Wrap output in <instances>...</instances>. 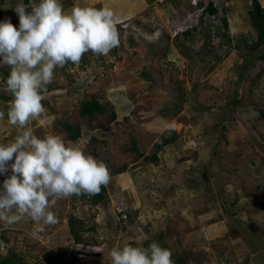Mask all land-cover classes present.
Wrapping results in <instances>:
<instances>
[{
	"label": "rangeland",
	"instance_id": "obj_1",
	"mask_svg": "<svg viewBox=\"0 0 264 264\" xmlns=\"http://www.w3.org/2000/svg\"><path fill=\"white\" fill-rule=\"evenodd\" d=\"M209 1L216 13L203 9ZM19 2L0 0V21L10 18L18 28ZM60 2L66 11L76 5ZM92 6L116 14L119 47L107 56L89 51L79 64L56 68L42 93L45 113L29 127L39 137L79 141L107 164L109 183L98 193L58 201L51 210L59 223L43 232L27 216L13 225L0 221V255L51 264L44 255L54 250L70 264H109V251L124 241L145 248L156 241L179 264H264V60L248 47L256 38L251 1L101 0ZM9 74L0 63L2 143L17 134L7 118ZM90 96L104 113L81 115ZM65 123L80 136L72 139ZM168 129L176 139L159 148ZM153 154L157 161L147 157ZM10 175L0 174V187ZM71 217L82 225L77 238L69 231Z\"/></svg>",
	"mask_w": 264,
	"mask_h": 264
},
{
	"label": "clouds",
	"instance_id": "obj_2",
	"mask_svg": "<svg viewBox=\"0 0 264 264\" xmlns=\"http://www.w3.org/2000/svg\"><path fill=\"white\" fill-rule=\"evenodd\" d=\"M14 11L18 28L10 18L0 21V63L10 68L5 90L13 97L7 118L17 128L13 140L0 142V174L11 170L0 187V221L13 225L27 216L34 222V231L43 232L59 223L51 210L58 201L98 193L109 183L110 172L79 141L66 142L52 133L39 137L29 125L45 113L42 93L56 68L79 64L89 51L107 56L119 47V21L109 7L73 5L66 11L60 0H31L29 5L21 0ZM145 38L152 42L147 34ZM4 117L0 111V119ZM105 260L109 264H173L171 251L156 241L147 248L124 241Z\"/></svg>",
	"mask_w": 264,
	"mask_h": 264
},
{
	"label": "trees",
	"instance_id": "obj_3",
	"mask_svg": "<svg viewBox=\"0 0 264 264\" xmlns=\"http://www.w3.org/2000/svg\"><path fill=\"white\" fill-rule=\"evenodd\" d=\"M39 1V0H37ZM251 1V7L248 11L250 20L253 24V26L256 29V38L255 40L251 41L248 44V47L252 50H260V57L262 60H264V5L260 2V0H250ZM27 3L31 2V0H26ZM202 5V3H201ZM211 13H216L217 8L214 6V3L212 1H209L207 6L203 8ZM223 22L227 26V20L226 18H223ZM1 78V76H0ZM106 111V108L100 101L94 97L90 96L89 98L82 101L80 105V113L81 115H87L89 117H93L96 112L104 113ZM260 115L264 116V109L260 110ZM65 129L69 132V135L72 139H76L80 136V130H75L73 126L69 123L64 124ZM168 133H171L168 135ZM176 139V133L173 129H168L166 132L162 133L159 136V139L157 141V145L159 148H161L164 145H167L171 142H173ZM151 159L154 161H157L158 156L157 154H153ZM82 225L78 224L75 217H71L69 221V231L73 238H77L80 236L82 231ZM44 258L46 261L50 262L51 264H70L65 256L62 253H57L54 250H49L45 253ZM173 260V264H179L180 259ZM27 264L25 262H21L17 256L14 254H7V255H0V264Z\"/></svg>",
	"mask_w": 264,
	"mask_h": 264
},
{
	"label": "crops",
	"instance_id": "obj_4",
	"mask_svg": "<svg viewBox=\"0 0 264 264\" xmlns=\"http://www.w3.org/2000/svg\"><path fill=\"white\" fill-rule=\"evenodd\" d=\"M75 2H76V5H80V6H89V5L92 6L98 2H101V0H75ZM127 15H129V14H127ZM119 17H121V16H119Z\"/></svg>",
	"mask_w": 264,
	"mask_h": 264
}]
</instances>
